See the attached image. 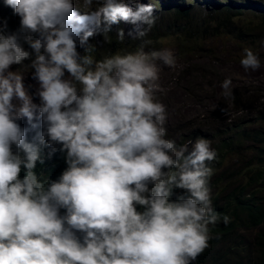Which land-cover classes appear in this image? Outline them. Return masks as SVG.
<instances>
[{
	"label": "clouds",
	"instance_id": "1",
	"mask_svg": "<svg viewBox=\"0 0 264 264\" xmlns=\"http://www.w3.org/2000/svg\"><path fill=\"white\" fill-rule=\"evenodd\" d=\"M5 2L20 17L22 32L38 34L26 42L35 52L40 102L33 103L23 75L9 71L30 53L17 35L0 34V264H193L209 246V225L220 220L209 187L208 162L217 154L203 138L179 148L165 138L172 128L156 98L159 64L174 67L175 57L142 47L100 60L91 45L85 55L77 51V39L86 45L102 26L107 38L121 20L136 26L134 38L151 27L172 32L167 27L177 11L165 22L166 14L156 20L152 4L133 8L125 0H82L85 9L99 5L84 15L73 0ZM118 36L124 38L123 30ZM244 52L241 65L258 69V57ZM230 84L223 81L225 97ZM37 113L41 124L34 123ZM23 118L28 129L18 123ZM41 125L28 142L27 134ZM201 129L208 139L209 128ZM53 145L66 153L67 168L57 180L35 171L44 163L43 148L55 152ZM175 189L185 194L173 200ZM244 230L264 232V209L258 225ZM255 247L257 257L249 261L260 257L257 241Z\"/></svg>",
	"mask_w": 264,
	"mask_h": 264
},
{
	"label": "trees",
	"instance_id": "2",
	"mask_svg": "<svg viewBox=\"0 0 264 264\" xmlns=\"http://www.w3.org/2000/svg\"><path fill=\"white\" fill-rule=\"evenodd\" d=\"M221 8L220 14L208 18L203 17L201 8L179 9L176 17L173 18V26L167 27V31H172L173 28L172 32L160 34L151 27L153 35L149 37L146 34L143 37L116 41L115 34L119 32L120 28L113 27L105 33L108 42L103 45L102 51L94 49L91 54L100 60L116 53L123 54L124 50L135 52L141 47L145 52L150 53L155 51L165 39L177 36L175 41L178 43V55L182 57L186 51L203 50L202 43L204 41L215 40L211 38L213 33L220 32L226 38L236 40L238 44H244L245 38L248 37V39H252L250 42L252 45L264 34V19L261 23H252L242 27L233 23L231 20L233 12L237 11L238 15L241 14V10L245 8L243 4L238 6L234 0H230L227 5L221 6ZM261 12L264 13V10ZM222 13H227V17L219 19ZM19 30H21L20 17L14 13L11 7H0V34L7 36ZM186 42L189 44L187 49L183 46V43ZM18 43L27 51L26 38L22 40L19 37ZM193 43H197L198 46L190 49ZM261 91L264 89L250 88L244 94V101L252 104L250 106L252 118H243L238 123L227 122V120L221 121L219 114L213 113V119L195 122L201 128H209L208 139L203 136L198 137L197 130L189 131L186 138L179 132H168L165 136L166 139L174 141L177 148L187 144L188 141H195L198 138L206 139L217 154L213 161L208 162L213 169L209 187L212 207L219 214L220 220L215 225H209L211 237L208 242L209 246L193 264H231L229 258L235 256H237L238 264H264V232L261 235L256 234L255 237V243L257 241L260 249V257L257 262L249 261V256L243 251L237 253L238 249L232 245V242L237 240L239 231L258 225L260 213L264 209V93ZM37 123L41 124V121L38 120ZM41 130H43L42 125L36 130L31 129L26 136L27 141L32 142L33 136ZM53 147L56 149L55 152L52 151V147L43 148L44 163L37 162L35 169L38 176L46 177L49 180H57L67 168L66 153L59 151L60 145H53ZM20 154L23 156L22 152ZM24 174L25 170L22 168L21 178ZM184 194V190L175 189L171 199L175 200ZM137 207L138 211L143 210L140 206ZM64 213L65 210L61 209L60 214ZM224 216L229 217L227 224L223 222ZM77 235L82 238V234L77 233ZM224 255L225 257L220 258ZM240 259H244V261Z\"/></svg>",
	"mask_w": 264,
	"mask_h": 264
},
{
	"label": "rangeland",
	"instance_id": "3",
	"mask_svg": "<svg viewBox=\"0 0 264 264\" xmlns=\"http://www.w3.org/2000/svg\"><path fill=\"white\" fill-rule=\"evenodd\" d=\"M230 0H125L130 6L135 8L137 3L152 4L155 8L154 15L156 20H159L161 14H166L165 22L171 20L174 13L177 11L178 6H185L194 9L201 8L203 10V17L217 16L220 14L221 6H225ZM238 6H245L238 15L237 11L232 14L231 20L233 23L242 27L243 25H251L252 23H261L264 19V0H234ZM74 9L80 15H84L91 11H95L99 5L93 4L91 9L82 7V0H73ZM5 0H0V7H6ZM227 17V13H222L219 19ZM119 27L124 32V38L120 39L118 33L115 34L116 41L125 40L126 38L135 37V25L121 20L119 23L111 26ZM146 27V25L142 26ZM103 26L98 30L97 34L89 38L86 45H80L77 39V51L80 55H85V48L91 45L94 49L102 51L103 45L108 42L104 36ZM132 32L133 35H129ZM17 37L22 40L26 36L31 35L32 40L38 37V34L25 33L21 30L16 33ZM11 34V35H12ZM153 31H148L147 36H152ZM253 36L255 34L253 33ZM257 39L254 45L250 44L252 39L245 38V43L238 44L232 38H226L220 32L213 33L211 38L213 41H204L202 43L203 50L200 51H186L182 57L178 55V43L175 39L177 36H172L165 39V41L158 46L156 50L167 49L172 52L175 57V66L168 67L159 64V88L156 91V98L161 102L166 109L165 125L171 127L172 132H179L184 138L191 130H197V136H204L206 130H202L200 125L195 122L206 121L210 118L213 119V113L219 114L221 121L227 122H241L243 118H252L250 111V102L244 101V94L247 89L260 88L264 89V34ZM185 49L189 44L183 43ZM198 46L193 43L190 49ZM245 49H250L258 57L260 67L258 69H245L240 61L244 57ZM189 50V49H188ZM27 51L30 53L28 59L23 60L20 64L11 65L9 71L20 72L24 79L23 83L32 98L33 103L39 104L40 100L37 95L39 84L33 79L35 69L31 67L32 60L35 59L34 50L27 45ZM43 54V48L41 49ZM129 51L124 50V53ZM87 54V53H86ZM159 63V62H158ZM65 72V78L68 77ZM225 79L231 80L229 91L231 95L224 96V89L222 88ZM264 93V91H261ZM39 114L34 122H38ZM21 127L28 129L29 124L26 118L18 121ZM221 123V122H219ZM226 124V123H225ZM226 126V125H224ZM225 128V127H224ZM223 128V129H224ZM257 230H241L237 236V240L232 242V245L237 248V253L241 251L247 253L251 258H256L258 251L255 247V237ZM225 257L222 256L220 258ZM231 264H238L236 262L237 256L229 258ZM244 261V259H240ZM246 263V262H243Z\"/></svg>",
	"mask_w": 264,
	"mask_h": 264
}]
</instances>
